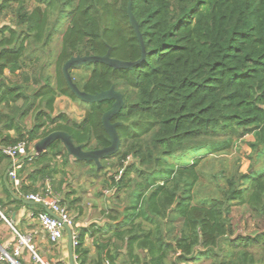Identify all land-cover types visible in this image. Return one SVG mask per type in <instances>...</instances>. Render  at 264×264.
I'll return each instance as SVG.
<instances>
[{"label":"trees","instance_id":"16d2710c","mask_svg":"<svg viewBox=\"0 0 264 264\" xmlns=\"http://www.w3.org/2000/svg\"><path fill=\"white\" fill-rule=\"evenodd\" d=\"M127 5L128 0H0V13L8 10L14 16L0 27V121L16 135L6 138L8 146L27 142L30 152L56 131L68 132L85 150L109 146L102 117L114 101L81 102L62 68L73 56H103L109 46L113 58L139 60ZM133 12L148 51L143 64L132 70L91 64L83 85L71 70L88 93L114 86L124 95L125 106L112 122L122 123L115 156L125 170L119 181L112 176L109 186L121 200L118 193L134 185L129 202L107 213L108 224L115 227L90 235L97 239L94 253L81 234L77 262L116 264L119 249H125L131 264L203 259L209 264H264V232L236 236L231 218L232 209L244 205L264 219V0H133ZM63 22L54 73L47 66L36 71L42 60L37 49L53 43ZM61 96L84 105L81 120L55 113ZM247 136L253 141L244 142ZM245 143L251 149L247 172L240 170L237 156L217 168V156L239 153ZM189 151L195 154L189 165L170 161ZM58 157L71 166L59 141L34 161L53 180L61 205L74 209L81 199L64 190L70 188L65 178L58 185L54 179Z\"/></svg>","mask_w":264,"mask_h":264},{"label":"crops","instance_id":"0c3cea01","mask_svg":"<svg viewBox=\"0 0 264 264\" xmlns=\"http://www.w3.org/2000/svg\"><path fill=\"white\" fill-rule=\"evenodd\" d=\"M6 75L9 76V71H6ZM63 101L65 104L72 105L73 102L65 97L61 96L57 98L55 102V113L59 112L61 105L57 103ZM75 106V104H73ZM0 107V111H1ZM85 113V112H84ZM81 120L82 118H78ZM5 121H0V146H8L6 138H16L15 130L6 129L3 124ZM33 125V120L28 118L25 127L30 129ZM10 139L8 140V142ZM253 141V137L252 140ZM33 145L30 147L32 150ZM24 157V156H23ZM23 157L14 161L8 157H2L0 154V255L5 252L10 256H13L14 251L17 247H21V256L18 258L21 264H34L32 255L37 254L42 260L49 264H71L70 250H69V236L68 233L60 240L59 243H52L48 233L44 230L40 221L36 215L40 213L51 212L50 206L42 202L29 200L28 197L32 194L48 196L51 201L56 198L62 199L61 194L56 192L53 188V180L46 177L42 173V166H37L35 159L39 156L23 161ZM71 166L65 167L64 160L60 157L54 160L57 165L58 171L53 174L56 179L57 185L60 183L62 178L69 181L70 188L65 185L63 188L67 193L75 191L72 195V199L80 198L81 200L75 205L74 209H69V206H64L71 212V216L74 220L73 232H76L79 237L81 234H85L86 245L90 248L91 252H95V245L97 243L96 237L90 235L95 233V230L100 229L102 233L106 234L109 229L115 227V223L108 224V220L101 219L98 217L100 211L105 208V205L99 208L102 201L93 195L99 191L100 185L95 181H88V179H80V174L86 173L87 171L92 173L91 166L87 168H81L80 164L75 162L74 158H70ZM46 166H49L46 165ZM50 166H54L50 164ZM15 170L18 174L19 179L22 181L21 187L16 189L13 185V181L9 176L10 172ZM91 170V171H90ZM110 171V169H107ZM94 173V172H93ZM66 175V177H65ZM93 176V174H91ZM97 176V175H96ZM118 174L115 176V178ZM114 189H105L103 191L106 196L107 203L112 205V194ZM93 197V198H92ZM113 206H111L112 209ZM109 212V210H108ZM35 214V216H33ZM20 237L29 239L28 245L31 246V251L28 246L21 245ZM98 238V236H97ZM99 244V243H98ZM74 252V264L77 262V256L75 254L76 248L73 246ZM117 245L115 241L112 246V251H116ZM119 252L125 254L126 250L119 249ZM146 253V251H145ZM145 253L140 252L142 258L145 259ZM126 259V261H125ZM116 264H131L127 256H122ZM1 264H11L9 262H3Z\"/></svg>","mask_w":264,"mask_h":264},{"label":"rangeland","instance_id":"374dc122","mask_svg":"<svg viewBox=\"0 0 264 264\" xmlns=\"http://www.w3.org/2000/svg\"><path fill=\"white\" fill-rule=\"evenodd\" d=\"M13 18H14L13 14L11 12H9L8 10L1 12L0 13V27L4 26L6 24H11L13 22ZM65 27H66V24L63 22L60 25L58 32H56L54 34L53 43L49 47H47L44 51L41 49H37L38 50L37 54H39V56L42 55V60L34 68L36 71L39 72V71H41L43 66H47L46 70L48 71V73L49 74L54 73V70H55L54 59L56 58L57 54L59 53L60 42H61V38H62ZM90 65L91 64L86 65V66H80V67H77L73 70L74 77L77 79V82L80 85H83V83L86 81L87 77L85 75H88L91 72V66ZM73 104H75V106H73ZM73 104L67 105V104L63 103V101H59L57 103L58 108H59V105H61V109H59V112H61L63 110L66 113H68L72 118H76V119L83 118L84 117V110H85L84 105L79 104L77 102L73 103ZM30 119H32V118L30 117ZM251 140H252V136H247L244 139V142H249ZM250 154H251V149L246 145V143L241 144V150L239 153L235 152L234 155H223L222 157H221V155L217 156L216 158L219 161L217 168L221 169V168H224L225 165L227 166V162L224 163L222 160H227V157L232 159L235 156H237L240 159V170L242 172H247V170L251 164L250 160L248 159ZM194 158H195L194 152L189 151V152H185V153H182L176 157L171 158L170 161L173 164L185 166V165H189L193 161ZM102 165H103V168L100 170H98L97 167L95 168L94 165H92L91 167L80 165V166H82L81 168H86V170L88 167H90L94 173L93 172L90 173L87 171L86 173L80 174V176H78V177L80 179L81 178L82 179H88V181H95L97 184L100 185L99 191L93 195L98 199V201H102L101 204L99 205V208L102 207L103 205H105L106 209L102 208L98 217L101 219L108 220L107 213H108V210H110L109 208H111V206L122 207V206H124L123 204H126L127 202H129L128 198H129V195L131 194V190L134 187V185L132 184L127 192L124 189H122L118 193L121 200H118V197L115 194H113V196L111 197V198H113L111 200L112 205H111V203L109 205L107 203V200L105 198L106 196L104 195L103 191L105 189H108V188L110 189L109 185L111 183V177L116 176L117 175L116 172L119 171L121 168L119 166V162H118V159L116 156L104 158L102 160ZM107 169H110V171H108ZM91 174H93V176ZM130 177H132V180L136 181L137 175L135 173H131ZM209 188H210V186H209ZM111 189L112 190L115 189V191H116V188H111ZM112 209H114V207ZM104 212H106V214H104ZM231 218H232V223H233V226L235 229L236 236H238V235H242V236L256 235L257 233L264 232V219L256 217L251 212L250 208L247 206H244V205L235 206L232 209ZM122 256L125 258L126 253L123 254L120 252L117 261H119ZM125 261H126V259H125ZM209 263H210V261L203 259L201 261L191 262L189 264H209Z\"/></svg>","mask_w":264,"mask_h":264},{"label":"water","instance_id":"95a60500","mask_svg":"<svg viewBox=\"0 0 264 264\" xmlns=\"http://www.w3.org/2000/svg\"><path fill=\"white\" fill-rule=\"evenodd\" d=\"M127 15L131 27L134 29L139 46H140V59L133 61H124L118 58H113L111 56V47L109 46L108 52L103 55H90V56H73L71 57L63 66L62 72L65 81L78 100L87 104L100 103L104 101H114L112 108L108 110L102 117V123L105 131L109 136V146L97 149V150H85L83 144L77 145L68 132L56 131L48 136L37 141L30 152H28L24 157L23 161L33 159L37 156L45 153L55 142L59 141L67 151V154L80 162H91L94 163L98 170H100L102 165V160L107 157L115 156L121 148V137L118 132V128L122 123H113L112 119L117 116L125 106L124 95L116 90L113 86L109 90L101 91L96 94L88 93L79 88L78 84L74 81L71 74V70L80 66H86L89 64L102 63L107 66L114 68L115 70H132L136 66L143 64L148 57V51L146 47V41L143 33L141 32L139 21L137 20L133 12V0H128L127 5ZM50 215L54 216L52 212H48ZM67 233L69 236V250L71 264H74V252L72 247V231L70 227H67Z\"/></svg>","mask_w":264,"mask_h":264},{"label":"built area","instance_id":"2783aa9c","mask_svg":"<svg viewBox=\"0 0 264 264\" xmlns=\"http://www.w3.org/2000/svg\"><path fill=\"white\" fill-rule=\"evenodd\" d=\"M29 146L27 142H19L16 145H10V146H0V153L8 158L13 159L14 161L18 160L19 158H22L28 153ZM130 161V158H128V161L125 162V166L128 165ZM124 169L119 170V174L116 177V180L119 181L124 173ZM13 181V185L16 189H19L21 187L22 181L19 179L18 174L15 170H12L9 174ZM51 195V192L49 194H46V196L41 195H34L28 197L29 200L37 201L45 203L46 205L50 206L51 212L54 214V216L50 215L49 213H40L36 215L38 220L40 221V224L44 228V230L48 233L50 240L52 243H59L60 240L64 237V235L67 233V227L71 228V231L74 227V220L68 211L67 208H65L63 205H61V199L56 198L55 200L51 201L48 199V196ZM35 216V214H33ZM72 244L74 247L79 245V235L76 232L72 231ZM29 239L20 237L21 245H27L28 248L32 250L31 246L28 245ZM21 256V247H17L16 250L13 253V256H10L9 254L3 252L0 255V264L3 262H9L11 264H21L18 258ZM34 264H48L44 260H42L37 254L33 253L32 255Z\"/></svg>","mask_w":264,"mask_h":264}]
</instances>
